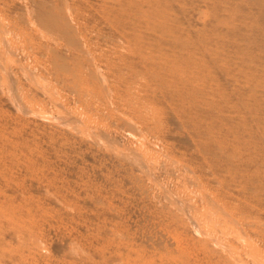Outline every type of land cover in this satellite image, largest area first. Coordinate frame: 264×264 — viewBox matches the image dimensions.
<instances>
[{"label":"rangeland","instance_id":"rangeland-1","mask_svg":"<svg viewBox=\"0 0 264 264\" xmlns=\"http://www.w3.org/2000/svg\"><path fill=\"white\" fill-rule=\"evenodd\" d=\"M0 264H264V0H0Z\"/></svg>","mask_w":264,"mask_h":264}]
</instances>
